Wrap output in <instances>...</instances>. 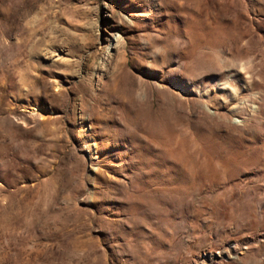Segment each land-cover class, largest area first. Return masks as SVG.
I'll return each mask as SVG.
<instances>
[{"label":"rangeland","instance_id":"obj_1","mask_svg":"<svg viewBox=\"0 0 264 264\" xmlns=\"http://www.w3.org/2000/svg\"><path fill=\"white\" fill-rule=\"evenodd\" d=\"M0 264H264V0H0Z\"/></svg>","mask_w":264,"mask_h":264}]
</instances>
